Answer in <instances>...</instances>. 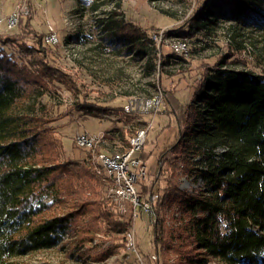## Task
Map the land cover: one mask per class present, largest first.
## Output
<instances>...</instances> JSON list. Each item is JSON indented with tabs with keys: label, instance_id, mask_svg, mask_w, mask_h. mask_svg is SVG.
Wrapping results in <instances>:
<instances>
[{
	"label": "trees",
	"instance_id": "16d2710c",
	"mask_svg": "<svg viewBox=\"0 0 264 264\" xmlns=\"http://www.w3.org/2000/svg\"><path fill=\"white\" fill-rule=\"evenodd\" d=\"M28 1L31 14L18 16V31L0 36V264H18V256L55 246L85 214L98 223L85 233L102 227L104 233L128 234L130 208L118 216L115 203L103 194L109 176L93 170L86 158L64 157L61 136L51 122L76 111L83 116L115 113L125 124L154 110L151 98L129 99L120 106L77 98L69 112L54 117L26 106L33 92H51L56 85L74 90L76 81L45 39L51 30L44 22L42 30L33 27L37 9L35 0ZM194 1L185 25L165 30V37L174 30L185 36L209 34L219 14L231 20V28L242 25L264 33V0ZM129 33L128 43H135L150 62H165L151 34L145 37L137 28ZM234 55L219 53L195 73L181 72L179 78L192 88L185 107L173 95L175 84L162 88L163 100L182 124L176 141L157 156L169 171L163 187L154 198L152 183H140L137 191L147 195L144 199L155 211L151 223L147 216L153 231V253L147 256L151 264H166L160 249L167 202L177 203L187 217L176 237L186 234L182 237L189 248L183 259L189 264H204L211 257L225 264H264V59L256 57L254 63ZM114 129L122 133L116 125L109 132ZM176 172L195 185L189 190L178 186ZM134 259H126L127 264Z\"/></svg>",
	"mask_w": 264,
	"mask_h": 264
},
{
	"label": "rangeland",
	"instance_id": "374dc122",
	"mask_svg": "<svg viewBox=\"0 0 264 264\" xmlns=\"http://www.w3.org/2000/svg\"><path fill=\"white\" fill-rule=\"evenodd\" d=\"M28 2V0H0L1 37L18 31V16L27 18L31 14ZM196 2L194 0H35L37 13L32 21L33 27L42 30L44 22L47 29L56 33L58 41L52 45L56 51L55 57L76 81L74 90L57 85L54 86L56 90L51 92L40 93L41 91L37 90L27 100L26 106L29 108L32 106L38 113L46 112L47 116L54 117L61 112H69V107L76 104L77 98L120 106L125 105L129 99L152 98L155 95L161 97L157 112L153 110V113L140 114L125 124L115 113L106 116H83L76 111L51 122L61 136L64 157L86 158V163L88 162L93 170L103 173L92 163L90 151L75 143V135L99 134V132L104 135L117 134L114 136V141L110 142L111 151L121 152L125 150L129 137L137 129L146 128L145 142L134 154L144 163L145 176L138 177L134 187L139 191L140 183L144 185L152 183V196L153 198L156 196L158 188L164 185V176L169 172L165 171V164L157 161L158 153L176 141L182 124L177 111H173L171 105L163 100L162 88H169L175 84L173 95L179 104L185 107L191 97L192 88L184 78H179L182 71L189 69L190 74H193L200 64L210 62L219 53L229 55L234 52L235 57H246L253 62L256 57L264 59V33L254 27L242 25L231 28V20L221 14L218 16V22L211 25L213 27L209 34H197V37L180 35L177 30L171 31L169 38H180L187 44V55H184L183 59L180 53L177 56L169 54L171 50L162 40L157 45L166 56L163 63L157 60L150 62L144 52L137 50L135 43H128L129 30L132 28H137L145 37L151 34L156 40L165 30L185 25V19ZM28 38H31V35ZM234 65L241 68L240 63ZM113 125L120 127L122 133L116 129L113 133L109 132ZM99 142L95 144L93 150L100 151L97 148ZM175 166L180 167L178 162ZM175 181L180 187L182 183L185 184L183 187L187 190L195 185L192 178L183 174H178ZM109 185L104 186L103 194L109 202L115 203L118 216L127 212V206L130 208L129 218L132 221L134 242L137 246L135 251L130 249L128 234L124 231L109 230L104 233L105 230L100 227L95 232L85 233L87 228H95L98 225L90 220V214H85L76 221L78 223H73L75 227L65 233L61 242L53 247L18 256L17 263L127 264L126 259L135 258L134 264H151L147 256L153 253V231L148 221L151 223L155 218L154 207L144 199L147 195L141 196L137 192L140 199L151 205V211H142L133 218L129 201H121L114 196L108 189ZM163 211L162 226L165 239L160 249L162 258L166 264H189L183 259V251L189 248L186 245L187 241L182 237H186V234L176 237V230L186 223L187 217L174 202H167ZM126 216L128 217V213ZM124 235L126 240L123 238ZM83 236L85 240L80 241ZM192 251L194 252V249ZM204 264L225 263L211 257Z\"/></svg>",
	"mask_w": 264,
	"mask_h": 264
},
{
	"label": "built area",
	"instance_id": "2783aa9c",
	"mask_svg": "<svg viewBox=\"0 0 264 264\" xmlns=\"http://www.w3.org/2000/svg\"><path fill=\"white\" fill-rule=\"evenodd\" d=\"M45 39L53 44L58 41L56 33L52 30L45 36ZM161 40L164 44L168 45L174 53L187 55V44L184 40L180 38L163 37V34L160 33L157 36L156 41L158 43ZM151 102L154 106V111L157 112L161 104V97L155 95L151 98ZM146 132V128L137 129L134 134L129 137L128 145L125 150L112 154L93 150L95 144L104 138V134L101 132H99V134L82 133L75 135V143L79 147L86 148L90 151V157L95 168L100 169L109 176V191L121 201H129L133 218L138 215V211H136L137 208H140L145 212L151 211V205L146 201L140 200L137 195V190L134 187L138 177L145 173L144 163L141 162L138 157H135L134 154L142 148L145 142ZM184 185L185 184L182 183L181 187ZM128 243L130 249L135 251L136 246L134 244L133 225L128 232Z\"/></svg>",
	"mask_w": 264,
	"mask_h": 264
},
{
	"label": "crops",
	"instance_id": "0c3cea01",
	"mask_svg": "<svg viewBox=\"0 0 264 264\" xmlns=\"http://www.w3.org/2000/svg\"><path fill=\"white\" fill-rule=\"evenodd\" d=\"M105 135H106V137L101 142H99L98 145H97L98 150H100V151H102L104 153H107V154L116 153V152H112L111 151L112 149H111V146H110V144H111L110 142L114 141L113 140L114 139L113 135L112 134H105Z\"/></svg>",
	"mask_w": 264,
	"mask_h": 264
}]
</instances>
